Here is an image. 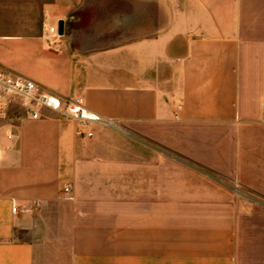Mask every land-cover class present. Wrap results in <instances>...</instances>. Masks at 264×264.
Instances as JSON below:
<instances>
[{"label": "crops", "instance_id": "0c3cea01", "mask_svg": "<svg viewBox=\"0 0 264 264\" xmlns=\"http://www.w3.org/2000/svg\"><path fill=\"white\" fill-rule=\"evenodd\" d=\"M0 66L101 119L0 129V264H264V0H0Z\"/></svg>", "mask_w": 264, "mask_h": 264}, {"label": "built area", "instance_id": "2783aa9c", "mask_svg": "<svg viewBox=\"0 0 264 264\" xmlns=\"http://www.w3.org/2000/svg\"><path fill=\"white\" fill-rule=\"evenodd\" d=\"M18 107L33 119L43 118L47 115L43 110L52 111L62 117L78 120L80 122H100L99 116L90 112L82 99H63L43 90L36 80L23 74L14 73L0 66V129L7 123L11 116V107ZM264 119V116H263ZM7 137L12 138L13 133L7 132ZM92 135V133H90ZM72 188L66 185L61 196L72 198ZM18 206H13L17 212Z\"/></svg>", "mask_w": 264, "mask_h": 264}, {"label": "rangeland", "instance_id": "374dc122", "mask_svg": "<svg viewBox=\"0 0 264 264\" xmlns=\"http://www.w3.org/2000/svg\"><path fill=\"white\" fill-rule=\"evenodd\" d=\"M91 19H92L91 16H87V17H85V20L90 21ZM22 112H23V110H21V109L18 108V107H14V106L11 107L10 110H9V114H10L11 117H14V116H17V115H21Z\"/></svg>", "mask_w": 264, "mask_h": 264}, {"label": "water", "instance_id": "95a60500", "mask_svg": "<svg viewBox=\"0 0 264 264\" xmlns=\"http://www.w3.org/2000/svg\"><path fill=\"white\" fill-rule=\"evenodd\" d=\"M63 29H64V23H63V21H61L60 25H59V30H60L61 34L63 33Z\"/></svg>", "mask_w": 264, "mask_h": 264}]
</instances>
